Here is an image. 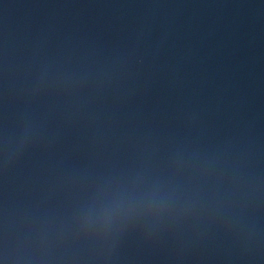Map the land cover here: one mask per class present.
<instances>
[{"label":"water","instance_id":"water-1","mask_svg":"<svg viewBox=\"0 0 264 264\" xmlns=\"http://www.w3.org/2000/svg\"><path fill=\"white\" fill-rule=\"evenodd\" d=\"M0 264H264V0H0Z\"/></svg>","mask_w":264,"mask_h":264}]
</instances>
